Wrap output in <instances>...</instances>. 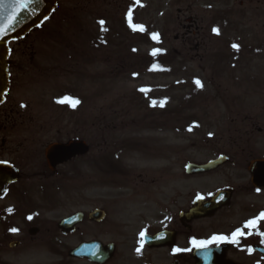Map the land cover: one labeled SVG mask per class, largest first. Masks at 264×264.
<instances>
[{
	"label": "rangeland",
	"instance_id": "obj_1",
	"mask_svg": "<svg viewBox=\"0 0 264 264\" xmlns=\"http://www.w3.org/2000/svg\"><path fill=\"white\" fill-rule=\"evenodd\" d=\"M58 5L40 30L13 46L34 49L46 72L14 85L6 107L13 105L19 116L0 122L4 148L35 161V136L43 144L46 129L62 128L64 142L84 140L89 154L66 165L70 209L78 210L77 200L87 194L84 209L105 208L114 222L124 211H158L178 190L189 195L232 183L246 187L247 163L264 157V0ZM189 17L195 24L183 29ZM151 33L161 35V43L148 44ZM157 47L173 53L163 57L170 70L162 74L148 68ZM65 97L80 103L57 102ZM14 132L17 145L8 136ZM220 154L229 159L221 169L185 176L188 162Z\"/></svg>",
	"mask_w": 264,
	"mask_h": 264
},
{
	"label": "flooded vegetation",
	"instance_id": "obj_2",
	"mask_svg": "<svg viewBox=\"0 0 264 264\" xmlns=\"http://www.w3.org/2000/svg\"><path fill=\"white\" fill-rule=\"evenodd\" d=\"M10 50V88L0 106V122L4 123L19 116L13 105L6 107L18 80L33 72H46L44 61L39 62L34 49ZM16 133H8L13 145L19 143ZM46 133L49 136L43 144L35 136V161L15 157L11 149L4 148L6 139L0 136V167H9L18 174L15 182L0 190V264H264V236L258 234L264 233V219H258L264 213V189H253L248 173L246 187L232 183L205 193L193 190L189 195L178 190L168 197L166 207L147 213L124 211L114 222L105 208L84 209L89 207L87 194L77 200L78 210L71 211L66 165L79 158L50 166L45 151L48 145L64 144V134L62 128L46 129ZM38 135L43 138V130ZM226 189L232 191L227 205L208 215L186 217L196 200L209 201L211 195ZM95 209L105 211L101 222L88 218ZM76 213L81 214L78 224L72 226L71 221L60 228ZM253 219H258L256 228H245L246 222ZM237 229L244 234L232 243ZM214 236L228 239L212 241ZM201 241L212 243L202 246ZM78 249L82 255H71Z\"/></svg>",
	"mask_w": 264,
	"mask_h": 264
},
{
	"label": "water",
	"instance_id": "obj_3",
	"mask_svg": "<svg viewBox=\"0 0 264 264\" xmlns=\"http://www.w3.org/2000/svg\"><path fill=\"white\" fill-rule=\"evenodd\" d=\"M56 0H31V2L23 10L16 9L19 12L14 19L9 17L13 11L12 5L16 0H2L0 5V28H5L3 35L0 36V103L3 95L7 91V45L11 40H19L24 34L28 33L30 29L38 27L43 21L48 19L51 12L55 9ZM88 147L82 141H68L64 145H53L47 148L45 157L49 162H58L64 159L69 160L74 156H80L87 153ZM222 161L210 162L207 165H192L188 164L186 167L187 174H199L210 172L211 169L216 168ZM251 173L253 186L264 187V160L255 161L248 167ZM12 177L8 175L3 176V180H10ZM220 205V204H219ZM203 208V206H201ZM200 208V209H201ZM93 217L102 218L101 213L95 212Z\"/></svg>",
	"mask_w": 264,
	"mask_h": 264
},
{
	"label": "snow or ice",
	"instance_id": "obj_4",
	"mask_svg": "<svg viewBox=\"0 0 264 264\" xmlns=\"http://www.w3.org/2000/svg\"><path fill=\"white\" fill-rule=\"evenodd\" d=\"M31 2V0H16V2L11 6L13 11L9 17L10 20L14 19L17 15H19V12L16 11V9H20V10H23L25 7H27V5ZM0 5H2V0H0ZM105 22L104 21H100V24L103 26ZM11 25H8L6 27H10ZM6 27L5 28H0V36L3 35L4 31H6ZM106 30V29H104ZM134 30H137V27L134 26ZM138 30L140 31H143V27L142 26H139L138 27ZM213 32L216 34V35H219L220 32H219V29L217 28H213ZM156 35L154 34L153 35V39H156ZM232 47L234 49H236L237 51L239 50V46L236 45V44H233ZM153 55H155V52L153 53ZM195 84L197 85V87H203L202 83L199 81V80H196L194 81ZM58 103H69L72 107H75L76 105H78L80 103V101L78 99H72V98H68V97H65L64 99L60 100V101H57ZM23 106V105H22ZM191 130V129H189ZM9 211H11V209H9ZM29 219H31V217H29ZM258 219H264V213H261L260 214V217ZM258 219H253V220H250L248 222H246V224L244 225L245 228H249V229H254L256 228L257 224H258ZM11 231L13 232H16L17 229H11ZM244 233L242 232V230L240 229H237L236 232L233 233V236H232V239H231V242L232 243H236L237 242V237H239L240 235H243ZM251 234V233H249ZM259 235L261 236H264V233H258ZM141 238H143L144 236V233L141 232ZM228 239L227 237H213L212 238V241H223V240H226ZM212 241H201L200 242V245L202 246H206L207 244H210L212 243ZM194 245L197 243L196 241H193L192 242ZM137 251H139V249H137ZM176 251H180V249H177ZM251 251V250H249Z\"/></svg>",
	"mask_w": 264,
	"mask_h": 264
},
{
	"label": "trees",
	"instance_id": "obj_5",
	"mask_svg": "<svg viewBox=\"0 0 264 264\" xmlns=\"http://www.w3.org/2000/svg\"><path fill=\"white\" fill-rule=\"evenodd\" d=\"M159 61H160V59L158 57H156L155 62H159Z\"/></svg>",
	"mask_w": 264,
	"mask_h": 264
}]
</instances>
